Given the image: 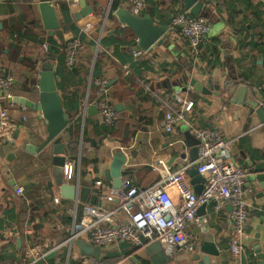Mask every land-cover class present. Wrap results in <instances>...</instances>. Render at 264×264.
<instances>
[{
    "label": "crops",
    "instance_id": "1",
    "mask_svg": "<svg viewBox=\"0 0 264 264\" xmlns=\"http://www.w3.org/2000/svg\"><path fill=\"white\" fill-rule=\"evenodd\" d=\"M41 1L0 0V68L12 78L13 97L37 100L38 73L44 63L52 67L64 111L71 118L63 140L65 161L73 163L78 176L63 180L75 185V196L64 197L55 184L52 144L31 151L47 137L39 112L0 99V110L7 109L18 130L13 142H0V264H40V260L42 264H185L183 260L202 244L206 226L218 251L211 257L212 264H257L253 243L258 230L264 253V120L260 119L264 112L249 113L243 94L237 99L233 86H246L264 105V0H200V16L206 19L208 32L196 50L170 23L172 15L184 10L181 0H146L136 15H149L155 25L164 27L168 42L146 51L136 50L135 34L115 16L120 6L133 13L127 0H85L83 4L50 0L60 24L52 31L43 26ZM87 5L93 11L80 15ZM73 37L81 39L83 49L75 64L67 65L63 49ZM95 77L109 85L110 104L121 121L110 126L114 134L102 122ZM192 80L202 87L200 91ZM177 91L192 99L194 106L188 121L165 132V111L181 107ZM117 105L121 107L116 109ZM192 127L219 131L229 142L230 156L244 169L248 238L238 256L229 250L230 207L216 209L213 202L205 204L203 213H196L198 222L186 225L187 243L169 253L157 241H143L140 246L120 241L100 246L102 255L95 258L65 243L84 206L111 210L118 205L112 180L106 178L114 156H124L122 181L150 187L160 178L151 164L164 161L174 170L197 159L199 142ZM194 149L196 159H192ZM97 180L101 186L95 184ZM187 181L193 190L203 182L189 176ZM19 185L24 189L22 196L15 194ZM81 187L89 188L85 201L79 199ZM121 188L122 183L115 191ZM168 192L178 204L177 190L171 187ZM78 238L95 245L86 235ZM32 243L47 244V254L25 258V249Z\"/></svg>",
    "mask_w": 264,
    "mask_h": 264
},
{
    "label": "built area",
    "instance_id": "2",
    "mask_svg": "<svg viewBox=\"0 0 264 264\" xmlns=\"http://www.w3.org/2000/svg\"><path fill=\"white\" fill-rule=\"evenodd\" d=\"M127 2L134 14H138L145 6V0ZM170 23L179 29L180 35L194 50L203 42L208 32L206 19L195 17L188 10L172 15ZM87 29L88 25L84 27V30ZM82 49L83 43L79 37L69 39L63 49L65 63L74 65ZM139 54V51L134 52L135 56ZM93 84L97 90V104L102 122L114 126L118 117L110 104L109 85L103 78L94 79ZM11 86L12 78L5 76L0 68V99L12 100ZM175 97L181 101V107L175 111H165V132H171L179 122L188 121L186 117L194 106V101L182 97L180 91H177ZM16 130L17 125L7 109H1L0 142H13ZM191 133L199 142L198 156L194 162L184 163L174 170L168 168L164 161L151 164V168L160 178L147 188H139L129 179H124L121 190L117 191L118 205L111 210L100 206H84L79 221L72 223L65 243L71 244L75 238L82 235H86L91 243L99 246L120 241L140 246L143 241H157L169 253L175 247L187 243L185 227L189 222L199 221L196 216L198 208L213 202L216 209L230 207L229 250L233 256H238L248 238L245 232L248 204L243 188L244 169L230 156L229 142L219 131L192 127ZM193 166H196L197 173L203 178L199 193H195L187 181L188 170ZM77 176L73 163L65 161L63 178L69 181ZM95 184L101 186L102 182L97 180ZM171 187L178 192V204H174L169 195L168 189ZM23 192V186L15 188L17 196H22ZM47 246L32 243L25 249V258H43L48 252Z\"/></svg>",
    "mask_w": 264,
    "mask_h": 264
},
{
    "label": "water",
    "instance_id": "3",
    "mask_svg": "<svg viewBox=\"0 0 264 264\" xmlns=\"http://www.w3.org/2000/svg\"><path fill=\"white\" fill-rule=\"evenodd\" d=\"M85 3V0H81V4ZM181 6L184 10H188L193 16H200V11L203 7V4L200 0H181ZM91 5L83 7L80 15H86L93 11ZM39 9L42 17V23L45 29L50 31L56 30L60 27L57 14L54 7L52 6L50 0H42L39 4ZM115 16L117 20L130 29L137 38L136 50H151L154 45L167 44V38L165 36V28L162 26H157L154 24L149 15L139 16L134 13H131L125 7L120 6L115 11ZM168 45V44H167ZM170 46V45H169ZM191 84L194 86V89L200 91L202 88L194 80L191 81ZM236 97L237 99L242 98L243 94V103L248 108L249 113L255 112L260 114L264 112V105L260 103L257 99L252 96V93L244 85L236 86ZM37 100L27 99V97L14 96L12 101L19 103L20 105L26 106L34 112H39V117L44 120L47 128V137L43 143L36 147H30L31 151H39L41 148L47 144H52V175L55 181V184L59 186L60 190L63 193V196L66 198L74 199L75 196V185L64 183L63 180V166L66 160V148L64 147V133L68 127V124L71 122V118L68 117L67 113L64 111L62 98L57 92L55 85L54 71L48 63H44L41 67V70L38 73L37 78ZM242 104V103H241ZM116 106V109H118ZM94 112H97L96 107H92ZM91 113V111L89 112ZM262 115V114H261ZM264 120V117L260 118ZM18 130L14 133V139L17 138ZM197 149H194V154L192 159H196ZM124 162V156L122 153L114 156L109 172L106 174V178L112 180V185L114 192L117 194V191L121 187L122 183V173H121V164ZM188 176L193 178L194 181L202 182L203 178L197 173L196 166L191 167L188 170ZM201 190V185L194 189L195 193H199ZM89 195V188L81 187L79 199L82 201L87 200ZM96 199V197H94ZM205 204L201 205L197 214L200 212L203 213V208ZM259 228V227H258ZM204 239L202 244L198 247L197 250L191 252L186 259L183 261L185 264H212L211 257L217 256L218 251L213 243V235L209 231V227L204 228ZM253 249L255 256L258 260L257 264H264V253L261 252L259 246L260 231L258 230L254 235ZM76 245L84 253H89L95 258L101 256V247L99 245H92L87 243L85 240L75 238L71 245ZM203 253V255H202ZM52 256V253L46 258ZM31 261H33L31 259ZM38 263L42 264L40 260Z\"/></svg>",
    "mask_w": 264,
    "mask_h": 264
},
{
    "label": "trees",
    "instance_id": "4",
    "mask_svg": "<svg viewBox=\"0 0 264 264\" xmlns=\"http://www.w3.org/2000/svg\"><path fill=\"white\" fill-rule=\"evenodd\" d=\"M128 1V0H127ZM146 1V0H145ZM115 5H116V3L115 4H112V8H115ZM138 14H141V12H138ZM179 30V29H178ZM135 41V40H134ZM30 63V66H31V70H34V61H31V62H29ZM97 77H95L94 79H96ZM33 80V82H34V84H35V82H36V80L35 79H32ZM120 124V120H116V124L118 125V123ZM106 126H108L109 127V132L110 133H112V134H114L113 132H114V130L115 129H113V127L111 128L109 125H106ZM72 148H74V147H72Z\"/></svg>",
    "mask_w": 264,
    "mask_h": 264
}]
</instances>
